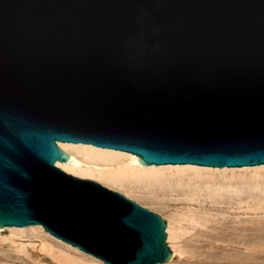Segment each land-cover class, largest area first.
<instances>
[{
  "label": "water",
  "instance_id": "water-1",
  "mask_svg": "<svg viewBox=\"0 0 264 264\" xmlns=\"http://www.w3.org/2000/svg\"><path fill=\"white\" fill-rule=\"evenodd\" d=\"M57 141L264 163V0H0V227L41 224L104 264L168 260L166 221L55 167Z\"/></svg>",
  "mask_w": 264,
  "mask_h": 264
},
{
  "label": "bare ground",
  "instance_id": "bare-ground-1",
  "mask_svg": "<svg viewBox=\"0 0 264 264\" xmlns=\"http://www.w3.org/2000/svg\"><path fill=\"white\" fill-rule=\"evenodd\" d=\"M57 142H59L57 145H59V147L66 151L69 158L66 162H60L59 160H56L54 163L55 167H58L64 173L70 174L74 177L94 181L107 189H110L108 187H111L113 189H118L119 187H121L126 190L125 192H123V194L126 196H129L128 191L130 192V194H132L131 192L137 191L141 193V198L146 199L145 201L154 199L158 200L161 207L166 206L165 202H167V200H181L185 203H194L199 199H202L203 201L209 199V202H211V204L213 205L227 204V206L229 205L230 208H237V210L243 209L255 213L259 212L263 214L262 216H264V163L243 166H210L192 163H165L156 165H154V163H150L145 165L138 162V156L136 154L124 150L101 147L93 145L91 143L68 141ZM120 194L123 195L122 193ZM187 209L189 208H186V210ZM194 211L195 210H193V213ZM203 213L204 212L200 214ZM173 215L175 216L176 214ZM194 215H190V218L193 221H191L192 223H194L195 221L196 224L205 225L206 221L209 222L205 219L203 221H200ZM204 215H206V213H204ZM176 216V218H178V215ZM212 216L213 215H211V218ZM217 216L219 217V215ZM221 216L222 215H220V217ZM214 218H216V215ZM232 219H234V217ZM238 219L239 218L236 217V220ZM240 219L239 222H234L235 224H229L228 222H223V220L222 222H217L219 223L218 225L211 224V226H209V229L216 232H228L229 230H234L239 234V232L257 231L262 225L261 223H253L252 221V225H247L246 222L242 220L240 221ZM259 219L260 218H258V220ZM180 220H182V218ZM184 220L185 219H183V221ZM243 223H245L247 226H245ZM175 226L176 224L174 225V227ZM168 230L167 232L173 229H170L169 231ZM178 230H180V228H178ZM183 230L184 229H182V231ZM174 231H176V229ZM2 232L5 233L2 234ZM179 233L181 232L179 231ZM195 234L197 233H194V235ZM203 234L205 233L203 232ZM255 234L257 235L258 233L255 232ZM255 234L254 236H256ZM231 235L233 236V234ZM243 237L241 236V238ZM262 238L260 237L259 239ZM231 239H227L228 242ZM168 240L169 245L167 243V246L169 250H171V255L168 260L164 262H158L157 264H170L176 254H178L179 252H177L175 246L172 245L173 243H171L170 237L168 238ZM213 240H217V238H214ZM4 243L8 245V249L7 251H3V253H1L2 256H0V260L11 264H45L47 262L49 264H104L103 260L45 231L41 224H28L25 226H1L0 247H2ZM241 244L243 245L244 241ZM243 253L241 254L243 255Z\"/></svg>",
  "mask_w": 264,
  "mask_h": 264
},
{
  "label": "rangeland",
  "instance_id": "rangeland-1",
  "mask_svg": "<svg viewBox=\"0 0 264 264\" xmlns=\"http://www.w3.org/2000/svg\"><path fill=\"white\" fill-rule=\"evenodd\" d=\"M58 143L59 142H57V144ZM84 178H87V177H84ZM90 179H92V178H90ZM106 187H108V186H106ZM108 188L113 189L111 187H108ZM113 190H116L122 194H123V192L126 191L121 187H119L118 189H113ZM128 193H129L128 194L129 196H126L124 194L123 195L126 196L127 198L132 199L135 202L139 203L141 206L148 208L149 210H151L153 212L158 213L166 221V227H165L166 242L169 245L168 238L170 237V241H171V243H173L172 245L175 246L177 252L179 251L178 254H176V256L174 257L173 261L170 264H264V261H263L264 260V258H263L264 257V237H263L264 236V221H263L264 216H262L263 215L262 213H259V212L255 213V212L243 210V209L237 210V208H230L229 205L227 206V204L213 205V204H211V202H209V199H206V201L199 199L197 202H194V203H185V202H182L181 200H169V201L167 200V202H165L166 206L161 207L160 202L158 200L154 199V200H150V201L149 200L145 201L146 199L141 198V193H139L137 191L131 192L132 194H130V192L128 191ZM185 207L189 208V209L186 210ZM184 209L186 210L188 215L186 214ZM231 209H232V211H231ZM188 210H192V211H188ZM193 210H195L194 211L195 215L193 213ZM196 210H199V211H196ZM202 212L206 213V215H204V213L200 214ZM207 213H210V214H207ZM173 214L178 215V218H176L177 216L176 215L174 216ZM184 214H185V218H184ZM191 214L196 216L200 221H203L205 219V220H208L209 222L206 221L205 225H201V224L199 225V224H196V222L194 221V223H195L194 224V223H192L193 221L190 218ZM196 214H198L199 216ZM214 214L216 215V218H214L215 217ZM242 214H243V217H247V218H243ZM211 215H213L212 218H211ZM217 215H219V217ZM220 215H222V216L220 217ZM250 216H251V218H250ZM233 217H234V219H232ZM236 217L239 219L242 218V219H240V221L242 220V221L246 222L247 225H252L253 223H261L262 225L257 231L239 232V234H238V232H236L234 230L233 231L229 230L228 232H226V231L216 232L214 230L209 229V226H211V224L212 225H218L219 223H217V222H222L223 220H224L223 222H228L229 224H231V223L235 224L234 222H239V219L236 220ZM181 218H182V220H180ZM227 218H230V219H227ZM258 218H260L259 219L260 221L258 220ZM183 219H185V220L183 221ZM229 220H230V222H229ZM175 224H176V226L174 227ZM243 224L245 226H247L245 223H243ZM178 225H179V227H178ZM180 225H182V226H180ZM205 226L208 228H206ZM174 228L176 229V231H174L175 230ZM178 228H180V230H178ZM168 229L169 230L173 229V230L169 231ZM182 229H184L185 231L184 230L182 231ZM167 230L169 232H167ZM172 231H174V232H172ZM179 231L181 233H179ZM203 232L205 234H203ZM247 232H249V233H247ZM255 232L258 234L256 235ZM4 233L5 232H2V234H4ZM194 233H197V234L194 235ZM198 233H199V235H198ZM226 233H228V234H226ZM219 234H221V235H219ZM231 234H233V236ZM254 234L256 236H254ZM227 235H230V236H227ZM171 236H172V238H171ZM204 236H206V237H204ZM241 236L242 237L244 236V237L241 238ZM260 237L261 238L263 237L262 238L263 240L259 239ZM214 238H217V240H213ZM226 238L227 239L232 238L231 240H229L230 243L228 242V240ZM222 239H224V240H222ZM242 239H244V240H242ZM253 239H254V241H253ZM225 240H227V241H225ZM206 241L207 242L209 241V242L207 243ZM243 241H244V244L242 245L241 243ZM36 244H37V241H36ZM199 244H200V246H199ZM186 245H187V247H186ZM7 246L8 245L6 243H4L3 246L0 247V256H2L1 253H3V251H7V249H8ZM183 246H185V247H183ZM212 248H214V249H212ZM221 251H222V254H221ZM231 253H232V255H231ZM241 253H243V255ZM251 253H253V254H251ZM206 255H207V257H206ZM212 255H214V256H212ZM253 257H256V258H253ZM260 260H262L263 262ZM208 262H212V263H208ZM0 264H11V263H7L3 260H0ZM45 264H49V263L47 262Z\"/></svg>",
  "mask_w": 264,
  "mask_h": 264
}]
</instances>
